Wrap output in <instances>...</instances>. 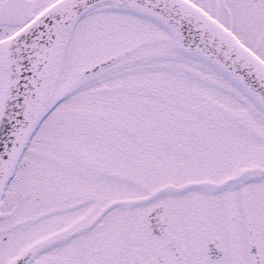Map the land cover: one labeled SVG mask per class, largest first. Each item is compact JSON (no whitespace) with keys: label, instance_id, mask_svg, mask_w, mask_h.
I'll return each instance as SVG.
<instances>
[{"label":"snow or ice","instance_id":"snow-or-ice-1","mask_svg":"<svg viewBox=\"0 0 264 264\" xmlns=\"http://www.w3.org/2000/svg\"><path fill=\"white\" fill-rule=\"evenodd\" d=\"M0 264H264V0H0Z\"/></svg>","mask_w":264,"mask_h":264}]
</instances>
